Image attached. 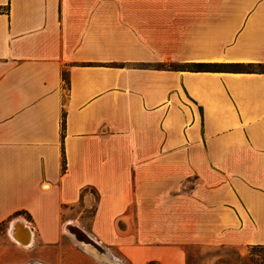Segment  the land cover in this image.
Listing matches in <instances>:
<instances>
[{"label": "crops", "instance_id": "1", "mask_svg": "<svg viewBox=\"0 0 264 264\" xmlns=\"http://www.w3.org/2000/svg\"><path fill=\"white\" fill-rule=\"evenodd\" d=\"M231 63L264 66V0H0V264L264 246V71L191 69Z\"/></svg>", "mask_w": 264, "mask_h": 264}, {"label": "rangeland", "instance_id": "2", "mask_svg": "<svg viewBox=\"0 0 264 264\" xmlns=\"http://www.w3.org/2000/svg\"><path fill=\"white\" fill-rule=\"evenodd\" d=\"M200 51L203 53H210L212 49L204 48L201 49ZM170 66H172V68L174 69L177 68L176 64ZM161 67H167V66L163 64L161 65ZM192 69L194 70L195 67H193ZM253 71H264V66L263 68L253 69ZM12 221H10V223ZM6 233L7 232L5 230V225L0 226V245L1 244L3 245L7 242L8 238L6 236ZM254 246L239 248L232 246L191 245L185 248L186 263L187 264H264V249H259ZM85 251L89 252L90 254L93 253L87 249H85ZM95 255L93 256L99 259L100 261L106 262L103 256H97V255L95 256Z\"/></svg>", "mask_w": 264, "mask_h": 264}, {"label": "bare ground", "instance_id": "3", "mask_svg": "<svg viewBox=\"0 0 264 264\" xmlns=\"http://www.w3.org/2000/svg\"><path fill=\"white\" fill-rule=\"evenodd\" d=\"M15 226V227H14ZM13 227L15 228L13 233L10 232V236L14 239V241L18 244L28 245L29 243V231L27 226L25 225V222L22 219H16L14 220V223L11 226V229L13 230ZM25 231L23 233V238L20 237L21 232ZM83 230V229H82ZM81 228L75 225L73 222L66 223L64 226V232L71 236L80 246H84L85 249L88 250V246H91L95 249H99L101 252H104L100 249L101 245L95 241V239H92L89 237L90 235L87 234L85 231L82 232ZM11 231V230H9ZM25 239V240H24ZM82 244V245H81ZM103 249V248H102ZM108 252V250H107ZM108 259V258H107Z\"/></svg>", "mask_w": 264, "mask_h": 264}, {"label": "trees", "instance_id": "4", "mask_svg": "<svg viewBox=\"0 0 264 264\" xmlns=\"http://www.w3.org/2000/svg\"><path fill=\"white\" fill-rule=\"evenodd\" d=\"M195 67L193 70L192 68ZM192 71L194 72H221V71H253V69L263 68L262 64H241V63H231V64H194L192 66ZM254 247L259 249H264V246L255 245Z\"/></svg>", "mask_w": 264, "mask_h": 264}, {"label": "water", "instance_id": "5", "mask_svg": "<svg viewBox=\"0 0 264 264\" xmlns=\"http://www.w3.org/2000/svg\"><path fill=\"white\" fill-rule=\"evenodd\" d=\"M14 223V221L10 224V228H11V226H12V224ZM15 227V226H14ZM13 227V230L11 229V232L13 233V231H14V228ZM29 231V230H28ZM29 233V236H30V232H28ZM28 245H29V243H28ZM94 252H96L99 256H103V257H105V258H108V259H112L111 258V256L104 250V249H102V247H100V249L101 250H103L104 252H101L98 248L97 249H95V248H93V247H90Z\"/></svg>", "mask_w": 264, "mask_h": 264}]
</instances>
